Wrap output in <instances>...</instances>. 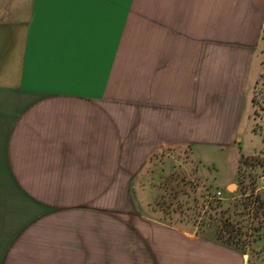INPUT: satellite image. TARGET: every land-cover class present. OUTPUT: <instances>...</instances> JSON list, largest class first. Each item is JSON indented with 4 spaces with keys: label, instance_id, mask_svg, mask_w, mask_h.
<instances>
[{
    "label": "crops",
    "instance_id": "0c3cea01",
    "mask_svg": "<svg viewBox=\"0 0 264 264\" xmlns=\"http://www.w3.org/2000/svg\"><path fill=\"white\" fill-rule=\"evenodd\" d=\"M92 13L0 0V264H254L213 228L154 216L142 182L172 177L161 153L183 148L214 189L235 182L240 153L222 167L255 87L264 0H120L99 27ZM48 177H126L127 189L97 197Z\"/></svg>",
    "mask_w": 264,
    "mask_h": 264
},
{
    "label": "rangeland",
    "instance_id": "374dc122",
    "mask_svg": "<svg viewBox=\"0 0 264 264\" xmlns=\"http://www.w3.org/2000/svg\"><path fill=\"white\" fill-rule=\"evenodd\" d=\"M251 78H253V81L255 78V87L252 94L255 98V102H252V98L247 100L245 113H243L240 122V132L238 135L240 142L237 148L239 151L237 150L236 153L235 151L229 153L228 160L222 167V173L224 175L222 177H228L230 172L234 169L236 170V156L238 152L240 155H251L259 151H264V92L262 89L264 88V39L257 50L255 61L251 69ZM253 127L257 129L258 133L253 132ZM164 154H169L171 156L172 165L175 167H171L174 169L173 176L163 177L160 180V177H144V181L141 182L145 187L142 190L146 193L152 185H155L154 191L156 193L155 199L152 200V198H147L148 200H144L150 201L155 210L160 209V211L158 210L153 214L154 216H167L164 215L167 213L170 215L168 219L174 221V224L178 225L184 223L189 226L198 227V220L203 219L202 214L205 208H202L200 193L205 189V186L207 187L209 185L212 193L215 194L217 190L212 187L210 182L205 181V178L198 171L197 164L193 161L185 148L171 151L165 150L161 153V156ZM160 159L162 160L163 158L161 157ZM159 167V165L148 166L146 167V172L151 169L158 172L160 169ZM163 167L165 168V166ZM113 169L120 170V167L115 166ZM114 174L113 172L112 175L114 176ZM0 178L5 179V177ZM10 179L12 178L10 177ZM32 179L33 177H16V181L21 184L23 189H29L33 186L34 182ZM125 179L126 177H48L47 186L55 187L57 185L55 188L63 186L71 189L80 180L78 185L81 190L93 189L96 191L98 197V195H100L99 192L103 190L119 191L127 189ZM233 183L236 184V187L232 191H228L227 189L221 190L222 197L224 196V203L232 201L231 199H233L226 192L232 193L238 189L236 180ZM137 184L138 183H135V185ZM257 227L259 230L253 237L251 236V240L255 239L252 247L256 253L254 257H258V260L264 264V223H260ZM118 232L120 233L121 231L113 230V248L120 244ZM22 242V236H20V238H17L14 248L22 251L23 245H17Z\"/></svg>",
    "mask_w": 264,
    "mask_h": 264
},
{
    "label": "trees",
    "instance_id": "16d2710c",
    "mask_svg": "<svg viewBox=\"0 0 264 264\" xmlns=\"http://www.w3.org/2000/svg\"><path fill=\"white\" fill-rule=\"evenodd\" d=\"M263 92H264V88ZM252 102L255 98L252 96ZM253 132L258 133L253 127ZM264 141V138H263ZM264 176V151L255 154H241L239 158L236 182L238 189L228 193L232 201L223 202L222 197L216 196L210 190V185L200 193L203 214L198 220L199 229L213 228L217 241L227 247L249 255L254 264H263L255 256L252 247L253 237L259 230L258 225L264 223V195L258 188L260 178ZM161 216L163 221L174 223L169 214Z\"/></svg>",
    "mask_w": 264,
    "mask_h": 264
},
{
    "label": "snow or ice",
    "instance_id": "6c2138e0",
    "mask_svg": "<svg viewBox=\"0 0 264 264\" xmlns=\"http://www.w3.org/2000/svg\"><path fill=\"white\" fill-rule=\"evenodd\" d=\"M47 2L58 4L66 0H47ZM75 2L88 5L93 9V21L99 27L104 22V14L107 9L116 7L120 0H75Z\"/></svg>",
    "mask_w": 264,
    "mask_h": 264
},
{
    "label": "built area",
    "instance_id": "2783aa9c",
    "mask_svg": "<svg viewBox=\"0 0 264 264\" xmlns=\"http://www.w3.org/2000/svg\"><path fill=\"white\" fill-rule=\"evenodd\" d=\"M258 188L260 190H264V176L260 178V183H259ZM215 194H216V196L221 197L222 196V191L217 190Z\"/></svg>",
    "mask_w": 264,
    "mask_h": 264
},
{
    "label": "water",
    "instance_id": "95a60500",
    "mask_svg": "<svg viewBox=\"0 0 264 264\" xmlns=\"http://www.w3.org/2000/svg\"><path fill=\"white\" fill-rule=\"evenodd\" d=\"M236 187V184L235 183H231L227 186V190L228 191H232L234 188Z\"/></svg>",
    "mask_w": 264,
    "mask_h": 264
}]
</instances>
